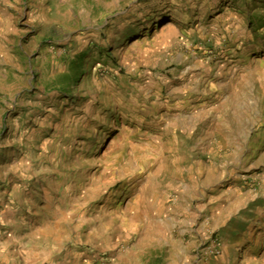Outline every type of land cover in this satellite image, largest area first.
<instances>
[{
	"label": "rangeland",
	"instance_id": "1",
	"mask_svg": "<svg viewBox=\"0 0 264 264\" xmlns=\"http://www.w3.org/2000/svg\"><path fill=\"white\" fill-rule=\"evenodd\" d=\"M0 264H264V0H0Z\"/></svg>",
	"mask_w": 264,
	"mask_h": 264
},
{
	"label": "trees",
	"instance_id": "2",
	"mask_svg": "<svg viewBox=\"0 0 264 264\" xmlns=\"http://www.w3.org/2000/svg\"><path fill=\"white\" fill-rule=\"evenodd\" d=\"M79 75V74H78Z\"/></svg>",
	"mask_w": 264,
	"mask_h": 264
}]
</instances>
